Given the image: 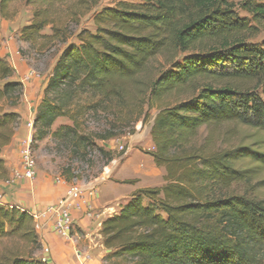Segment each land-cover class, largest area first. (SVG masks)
<instances>
[{
	"label": "trees",
	"instance_id": "obj_1",
	"mask_svg": "<svg viewBox=\"0 0 264 264\" xmlns=\"http://www.w3.org/2000/svg\"><path fill=\"white\" fill-rule=\"evenodd\" d=\"M15 1L0 0L3 19H11L6 9ZM25 1L44 8L21 30L20 41L65 44L49 9L66 0ZM78 1V7L86 4ZM93 23L94 33L81 31L78 44L61 51L34 117L31 147L49 136L72 158L85 161L97 152L107 166L118 155L94 141L125 134L147 116L144 108L157 110L149 133L154 151L145 154L164 170L165 183L137 190L102 222L104 262L264 264V200L232 191L256 173L237 162L250 157L264 164V154L218 149L209 139L194 143L201 128L227 122L264 133V0L119 2L96 12ZM48 26L52 34L42 35ZM178 53L183 57L176 60ZM158 57L169 69L146 80ZM12 76L0 59V181L9 179L1 155L14 137L20 116L13 109L23 96L22 84L9 81ZM169 95L187 98L162 103ZM101 113L111 115L114 125L88 132L85 119ZM58 119L70 125L51 131ZM71 173V167L63 171L66 182L76 179ZM40 249L33 217L12 204L0 205V264H47L36 256Z\"/></svg>",
	"mask_w": 264,
	"mask_h": 264
},
{
	"label": "rangeland",
	"instance_id": "obj_2",
	"mask_svg": "<svg viewBox=\"0 0 264 264\" xmlns=\"http://www.w3.org/2000/svg\"><path fill=\"white\" fill-rule=\"evenodd\" d=\"M84 1H86V4L81 7H78V0H66L63 4L53 5L49 9L54 21V26L63 31L65 35V44L56 39L53 41L40 40L31 44L21 42L19 38L21 30L30 24L35 11L44 8V6L39 4L28 5L25 0H17L9 4L6 13L12 16L11 19L5 20L0 15V59H3L13 69V76L9 81L21 83L23 90L24 85L30 81L36 82L39 86L46 84L51 76L55 63L60 57L61 51L66 45L70 43L78 44L76 36L81 31L95 32L93 16L96 12L103 8H113L119 2H136V0ZM229 1L238 4L244 0ZM237 12L240 17L246 16V14L240 11ZM50 29V26L46 27L42 35L50 36L52 34ZM3 48L5 50L2 51ZM181 57H183V54L178 53L176 60L181 59ZM167 69H169L168 64L165 63L162 57H158L155 61L151 62L144 77L146 80L156 79L163 70ZM23 96L17 107L13 109L14 112L20 107L25 109L30 108L32 104H34V101H36V96H39V93L32 97L34 100H26V97ZM185 98H187L186 95H169L163 99L162 103L174 105ZM144 112H147V116L137 118L134 123L131 124L130 128L125 130V134L119 135L108 141H94L98 147L106 151H113L118 155L109 165L104 166L105 161L97 152L87 156L85 161L76 160L69 156L65 146H61L60 143L52 141V139L47 136L42 141H35L32 146L36 173H44L53 178L58 177L64 180L65 176L63 171L67 167H71L73 169V173L71 174L76 177V179L72 181L83 183L96 181V184L105 183L101 185L100 188L102 192L112 196L110 200L125 196L131 188L135 187L133 183H124L125 180H131L133 178L140 179L141 183L136 186L145 183L151 186L149 188L163 186L165 183L164 170L157 168L152 160L148 161L147 155L145 154V152L154 151V145L149 133L157 110L153 109L147 111V109L144 108ZM20 119L16 130L20 128ZM114 121L111 115L102 113L99 115H90L85 119L88 132L105 131L114 125ZM31 124L33 128V123H28L29 126H26L29 131L32 129L30 127ZM60 125H70V122L66 119H58L51 127V131H54ZM34 133L35 129L33 128L32 135ZM207 139H209L210 142L213 141V146L218 149L249 148L252 151L259 152V154H264V133L237 123L227 122L203 127L199 130L194 143L200 146ZM118 153H122V155L119 156ZM261 158L262 157L258 158L259 161H261ZM146 162L154 169L153 173L148 175H137L135 173L137 167L144 166L145 168V166H147ZM116 165L118 166L116 167ZM112 167H116L114 173H112ZM237 167L242 170H249L248 172H250V169H254L256 173L252 176L248 173L246 175L248 178L233 185L232 191L237 195H245L257 200H264V164L254 163L250 160V157H244L237 162ZM113 179H120L123 181V184L121 183L122 181H119L121 186H113ZM6 194L4 200L12 204L10 195ZM130 200L131 198L127 197L125 199L121 198L119 202H113L110 207L112 208L111 211L117 214L120 208L126 205ZM105 218L106 216L101 217L103 221L109 217ZM74 239V233H72L71 240L74 242L73 252L78 264H91V259L89 260L90 255L88 254L90 246L89 240L85 239L84 242H77L79 239L78 234L76 235V240ZM94 243H96V241ZM91 245L93 246L92 242ZM100 264L106 263L103 260Z\"/></svg>",
	"mask_w": 264,
	"mask_h": 264
},
{
	"label": "crops",
	"instance_id": "obj_3",
	"mask_svg": "<svg viewBox=\"0 0 264 264\" xmlns=\"http://www.w3.org/2000/svg\"><path fill=\"white\" fill-rule=\"evenodd\" d=\"M3 50L5 49L3 48L2 51ZM45 85L46 84H42V86H39V84L33 81L27 82L26 85H24L23 97H26V100L33 99L32 97L37 95V93H39V96H36L37 99H35L36 101H34V104H32L30 108L25 109L20 107L16 110V113L21 117L20 128L17 130L15 129L12 142L4 148L1 155L9 171V180L12 179V183L7 185L6 181H0V191L10 195L12 205L15 206L17 210L25 211L33 218L36 214L41 215L38 221L39 229L36 230L41 243V249L36 253L38 258L42 260L46 259L47 264H78L73 252L74 242L60 237L55 233L53 228L55 216L52 212V209L56 208L65 196L68 186L72 183H76L80 187L83 198L81 201H77L75 204L77 206L73 207L70 211L71 218L74 222V240H76L77 234L79 236L77 242H84L85 239H88L90 242L88 249V254L90 255L89 260L91 259L90 263L100 264L108 254V251L103 247L100 235L101 224L103 222L101 217L106 216L107 218L115 214L114 211H111L112 208H110L113 202H119L121 198L125 199L131 197L137 190L149 188L151 186L147 183L136 186L141 183V180L137 178L125 180L124 183H133L135 187L131 188L125 196L110 200L112 196L102 192L100 188V186L105 183L96 184V181L83 183L61 180V183H58L56 182L58 177L53 178L44 173H36V178L32 185L22 178H15L14 180L15 173L21 171L20 152L23 143L32 133L26 126H29L28 123H33L34 115L42 98ZM30 127L32 128V124ZM147 160H152V158L147 155ZM146 165L145 168L144 166H138L135 173L137 175H148L153 173L154 169H152L148 162H146ZM117 166L118 165H116V167ZM116 167L111 168L112 173H114ZM113 180V186L117 187L121 186V183L123 184V181L120 179ZM119 181L122 182L119 183ZM91 190L95 192L93 196L88 195ZM87 213H89V215ZM95 241L96 243H94ZM45 248L49 249L48 253L45 252Z\"/></svg>",
	"mask_w": 264,
	"mask_h": 264
},
{
	"label": "built area",
	"instance_id": "obj_4",
	"mask_svg": "<svg viewBox=\"0 0 264 264\" xmlns=\"http://www.w3.org/2000/svg\"><path fill=\"white\" fill-rule=\"evenodd\" d=\"M33 132V128L30 130ZM32 133L29 138L23 143L20 157H21V171L16 172L14 175L15 178H22L25 179L30 185H32L36 178V165L33 158L32 153ZM61 178L56 179V182L61 183ZM74 182V181H73ZM7 185L12 183L11 180L6 181ZM95 194L94 190L89 191V196H93ZM83 198V194L80 190V187L76 183H72L68 186L65 196L62 198L61 202L56 208L52 209V212L55 216L54 220V231L60 237L66 238L71 240V234L73 233L74 229V222L71 218L70 211L75 205L77 201H81ZM5 194L0 191V205H7L5 200ZM89 215V213H87ZM41 215H34V223L35 229H39L38 221ZM45 252L48 253L49 249L45 248ZM43 261L47 262L46 259Z\"/></svg>",
	"mask_w": 264,
	"mask_h": 264
}]
</instances>
